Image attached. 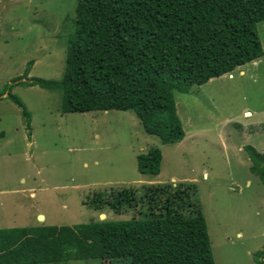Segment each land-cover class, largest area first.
Instances as JSON below:
<instances>
[{
    "label": "rangeland",
    "instance_id": "obj_1",
    "mask_svg": "<svg viewBox=\"0 0 264 264\" xmlns=\"http://www.w3.org/2000/svg\"><path fill=\"white\" fill-rule=\"evenodd\" d=\"M74 4L0 0V228L136 217L145 204L116 214L85 202L115 188H131L137 196L148 184L192 183L214 263L253 264L252 253L264 248V187L249 171L243 146L264 149V21L255 23L261 56L173 92L184 132L178 142L161 143L146 133L130 109L62 113L57 91L17 83L10 92L29 112L26 128L4 86L23 74L27 61V77L61 76ZM151 146L161 152L159 172L141 174L135 155Z\"/></svg>",
    "mask_w": 264,
    "mask_h": 264
},
{
    "label": "trees",
    "instance_id": "obj_2",
    "mask_svg": "<svg viewBox=\"0 0 264 264\" xmlns=\"http://www.w3.org/2000/svg\"><path fill=\"white\" fill-rule=\"evenodd\" d=\"M73 11L61 76L27 77V61L23 74L4 86L26 128L29 112L10 92L17 83L57 91L62 113L130 109L146 133L178 142L184 132L173 92L262 55L255 23L264 21V0H75ZM243 149L264 187V149ZM135 159L139 173L159 172L158 147ZM195 195L192 183L148 184L137 196L126 187L95 192L85 202L93 209L120 214L138 202L145 208L126 219L0 228V264H215ZM263 257L264 248L255 250L253 264Z\"/></svg>",
    "mask_w": 264,
    "mask_h": 264
},
{
    "label": "water",
    "instance_id": "obj_3",
    "mask_svg": "<svg viewBox=\"0 0 264 264\" xmlns=\"http://www.w3.org/2000/svg\"><path fill=\"white\" fill-rule=\"evenodd\" d=\"M99 216H100V218H102L103 217V214H99ZM38 218L41 219L42 216L41 215H38Z\"/></svg>",
    "mask_w": 264,
    "mask_h": 264
},
{
    "label": "bare ground",
    "instance_id": "obj_4",
    "mask_svg": "<svg viewBox=\"0 0 264 264\" xmlns=\"http://www.w3.org/2000/svg\"><path fill=\"white\" fill-rule=\"evenodd\" d=\"M246 112H247V110H246ZM249 113V112H248Z\"/></svg>",
    "mask_w": 264,
    "mask_h": 264
}]
</instances>
